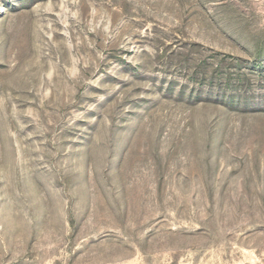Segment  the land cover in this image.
Segmentation results:
<instances>
[{
  "label": "rangeland",
  "instance_id": "1",
  "mask_svg": "<svg viewBox=\"0 0 264 264\" xmlns=\"http://www.w3.org/2000/svg\"><path fill=\"white\" fill-rule=\"evenodd\" d=\"M0 264H264V0H0Z\"/></svg>",
  "mask_w": 264,
  "mask_h": 264
}]
</instances>
